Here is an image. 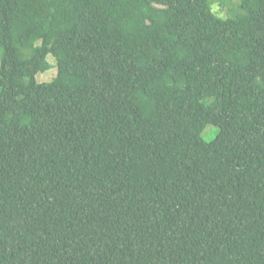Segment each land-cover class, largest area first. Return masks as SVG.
Returning a JSON list of instances; mask_svg holds the SVG:
<instances>
[{"label":"trees","instance_id":"obj_1","mask_svg":"<svg viewBox=\"0 0 264 264\" xmlns=\"http://www.w3.org/2000/svg\"><path fill=\"white\" fill-rule=\"evenodd\" d=\"M0 50V264H264V0H0Z\"/></svg>","mask_w":264,"mask_h":264},{"label":"rangeland","instance_id":"obj_2","mask_svg":"<svg viewBox=\"0 0 264 264\" xmlns=\"http://www.w3.org/2000/svg\"><path fill=\"white\" fill-rule=\"evenodd\" d=\"M211 10L219 17H226L228 14V11L226 8L221 7L218 5V3L216 2H211ZM1 52V50H0ZM47 60L50 64V67L43 71V72H39L36 74V80L37 81H50L56 74L57 68L55 65V60L51 55L47 56ZM215 135V129L212 125H207L203 132H202V136L204 137V139L209 140L211 139L213 136Z\"/></svg>","mask_w":264,"mask_h":264}]
</instances>
